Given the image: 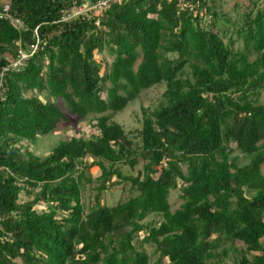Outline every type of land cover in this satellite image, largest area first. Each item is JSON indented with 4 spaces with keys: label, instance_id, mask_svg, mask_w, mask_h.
I'll return each instance as SVG.
<instances>
[{
    "label": "trees",
    "instance_id": "1",
    "mask_svg": "<svg viewBox=\"0 0 264 264\" xmlns=\"http://www.w3.org/2000/svg\"><path fill=\"white\" fill-rule=\"evenodd\" d=\"M5 1L24 29L0 18V70L34 31L38 48L0 87V264H148L135 238L159 264H209L222 240L244 246L232 264H264V8L246 12L236 49L215 30L214 12L202 23L178 0H124L68 20L62 11L83 0ZM104 50L113 59L103 66L95 54ZM161 82L168 101L143 117L133 141L111 118ZM67 114L95 115V134L32 154ZM230 147L249 160L229 159ZM138 159L142 172L121 173ZM93 165L99 191L129 183L135 195L112 206L96 197L85 213L78 170ZM177 187L182 203L171 212ZM21 190L32 199L18 203ZM149 214L162 219L143 223Z\"/></svg>",
    "mask_w": 264,
    "mask_h": 264
},
{
    "label": "rangeland",
    "instance_id": "2",
    "mask_svg": "<svg viewBox=\"0 0 264 264\" xmlns=\"http://www.w3.org/2000/svg\"><path fill=\"white\" fill-rule=\"evenodd\" d=\"M5 2L4 0H0V6ZM177 3L181 8H188L193 11L199 10L198 12L202 14V23L211 19L208 13L209 11L214 12L217 18V20H215V30L225 43H229V39H232V47L236 49L241 47L242 42L235 37L234 30L238 25H241L246 12L250 9L255 11L256 8H264V0H256V6H253L249 0H206L202 8L198 7L197 1L192 3L178 0ZM255 56L256 54L252 53L249 58L252 60ZM95 57L97 61H102L103 66L104 64H110L113 59V55L109 54L106 50L101 53H96ZM189 71L190 69L185 68L184 72L179 75V79L181 81L190 79L189 75L191 72ZM167 89V84L161 82L143 90L135 100L131 101L122 111L115 113L111 119L118 123L127 133L128 137L135 141V134L141 128L143 117L151 116L155 109L161 104L167 103V98L169 97ZM263 97L264 87L260 90L259 102L263 100ZM66 117L67 119L60 122L52 132L37 138L36 141L29 146V150L32 154L43 157L61 140H67L70 137L87 138L95 134L93 128L96 121L95 115H87L84 118H79L75 115L67 114ZM262 143L264 144V139ZM229 151V159H233L238 165L246 163L250 158L248 155L242 154L232 147L229 148ZM84 160L88 165L93 159L86 156ZM144 162V160L138 159L132 168L122 163L120 164V171L123 175L135 176L138 172H142V165ZM78 171H82L83 173L79 186L80 201L85 213L95 206L96 197H98L101 205L112 206L118 201H125L130 196L135 195V191L130 188L129 183H123L99 191L98 187L100 183L97 178L99 177L100 169L96 165L89 168L84 167ZM179 194V187L172 190L169 194L168 201L170 203L171 212L178 209L182 203ZM32 196L26 195L23 190H21L17 202H27L32 199ZM161 219L162 217L159 214H149L142 222L146 223L151 220L158 222ZM138 241V238H135L133 243L147 254L148 264H159L157 262L158 254L154 252V247L149 242L143 243L140 247L138 246ZM235 247L239 249L244 248L240 242H235V244L232 245L230 241L222 240L221 245L213 251L209 264H214L217 260L226 264H232L233 260L238 255L237 251L235 252Z\"/></svg>",
    "mask_w": 264,
    "mask_h": 264
},
{
    "label": "built area",
    "instance_id": "3",
    "mask_svg": "<svg viewBox=\"0 0 264 264\" xmlns=\"http://www.w3.org/2000/svg\"><path fill=\"white\" fill-rule=\"evenodd\" d=\"M124 0H83L80 4L73 3L69 9H64L62 11L61 20H68L79 15H91L101 16L103 12L109 9L115 3H121ZM0 18L7 20L10 25L20 31L24 29V23L20 18L12 16L8 12V4L5 2L2 4L0 9ZM99 19H96L95 24L98 25ZM35 42L27 45L26 49L20 46L19 42H16L18 49L14 58L9 60V62L2 67L0 70V87L2 86L3 78L6 72L14 71L18 72L24 65L27 59L37 50L38 48V38L36 31H34ZM0 98H2V93L0 91ZM1 219V216H0ZM10 233L4 237V239H9Z\"/></svg>",
    "mask_w": 264,
    "mask_h": 264
},
{
    "label": "crops",
    "instance_id": "4",
    "mask_svg": "<svg viewBox=\"0 0 264 264\" xmlns=\"http://www.w3.org/2000/svg\"><path fill=\"white\" fill-rule=\"evenodd\" d=\"M5 1V0H4Z\"/></svg>",
    "mask_w": 264,
    "mask_h": 264
}]
</instances>
